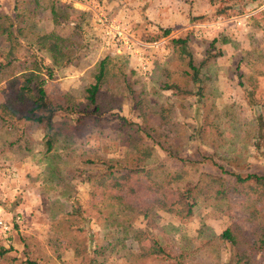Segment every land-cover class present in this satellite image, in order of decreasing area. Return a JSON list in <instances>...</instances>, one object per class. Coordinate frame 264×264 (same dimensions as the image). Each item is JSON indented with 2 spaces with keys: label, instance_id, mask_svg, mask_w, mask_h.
Returning <instances> with one entry per match:
<instances>
[{
  "label": "rangeland",
  "instance_id": "1",
  "mask_svg": "<svg viewBox=\"0 0 264 264\" xmlns=\"http://www.w3.org/2000/svg\"><path fill=\"white\" fill-rule=\"evenodd\" d=\"M53 1L62 13L57 25L49 12L51 0H40L38 8L33 0H0V14L14 16L19 8L29 13L37 30L67 37L74 42L72 63L54 67L46 52L21 38L22 46L15 49L13 66L4 78L23 69L29 63L28 55L35 54L43 67L49 97L57 101L71 92L83 108L86 99L81 92L94 82L98 61L109 56L114 59L109 65L113 64L115 72L118 64L137 72L140 80L133 87L146 90L152 105L177 102L172 91L160 88L164 72L174 64L170 39L187 36L198 58L208 41L217 39L215 49L221 55L208 67L204 95H186L184 106L176 104L174 119L191 135L178 154L181 158L170 157L155 146L156 154L148 166L155 170L156 179L162 173L180 174L168 191L195 184L204 173L221 176L230 185L232 177L218 166L264 176V0ZM105 19L125 28L134 42L130 51L117 52ZM160 27L168 28L169 34L152 41L151 35ZM7 51L8 43L0 36V60L6 59ZM47 68L51 76L46 74ZM4 78L2 95L12 92L11 83ZM116 85L121 84L114 80L109 89ZM118 94L115 105L119 107L112 111L105 110V102L98 112L87 106L73 141L53 150L50 157L43 150L41 126L19 122L31 140V150L26 151L13 143V133L0 124V204L13 224L8 237L0 239V246L6 249L0 264H170L158 257H138L140 245L149 246V241L125 238L120 226L108 227L89 205L84 171L98 167L96 156L130 157L117 124L123 122L121 117L140 123L126 93ZM104 95L102 92L99 100L105 101ZM76 117L77 113L58 111L54 119H66L77 127ZM138 181L139 186L145 183L142 178ZM239 197L230 193L226 201L203 196L189 217L154 209L155 227L150 231L171 251L172 261L227 264L232 247L217 236L232 223L251 226L240 209ZM132 225L147 227L142 216L134 218ZM240 227L235 226L239 235Z\"/></svg>",
  "mask_w": 264,
  "mask_h": 264
},
{
  "label": "trees",
  "instance_id": "2",
  "mask_svg": "<svg viewBox=\"0 0 264 264\" xmlns=\"http://www.w3.org/2000/svg\"><path fill=\"white\" fill-rule=\"evenodd\" d=\"M33 1L34 8H38L40 0ZM49 12L54 25L60 24L62 13L53 0L49 5ZM158 30L151 35L152 41L163 38L170 32L168 28L160 27ZM0 36L8 43V51L4 55L6 59L0 60V82L5 76V71L13 66L12 56L15 49L22 46V39L46 52L54 67L72 63L74 42L54 31L37 30L30 21L29 13L19 8H16L14 16L0 14ZM216 41L217 39L208 41L209 45L203 56L198 58L187 36L180 35L170 39L174 64L164 72L160 88L172 91L178 101L158 105L151 104L146 90L133 87V84L140 80L137 72L133 69L126 71L127 66L120 64L115 66V72L113 64L109 65L114 59L109 56L98 61L93 72L94 82L83 88L81 95L86 99L83 108L81 103L73 99L71 92H65L55 101L49 97L44 87L42 64L35 54H30L26 58L28 65L6 74L4 78L11 83L12 92L5 95L0 93V124L5 126L9 133H13V143H17L20 149L26 151L31 150V140L27 135V128L21 127L19 122L41 126L43 150L50 157L53 150L58 147L66 148L73 141L79 124L86 115L84 112L87 106H92V111L98 112L105 102V110L117 109L119 105H115L116 98L118 93L124 91L140 123L121 117L123 122L117 124L120 141L129 149L130 157L111 159L96 156L98 167L84 171L86 173L83 179L88 182L90 188L89 205L96 212V216L105 221L108 227L120 226L125 238L138 242L148 240L149 246L140 245L138 257L145 260L158 257L170 261V264H184L181 261H172L175 257L171 251L151 233L150 228L155 227L153 210L160 208L182 217H189L193 214V208L199 198L214 195L217 200L223 198L228 201L230 193H234L240 196V209L246 214L245 220L251 223V226L240 227L232 223L217 236L218 239L229 242L232 247L233 254L227 264H264L263 175L225 171L218 166L232 177L233 180L228 182L232 187L231 191L228 190L230 185L225 184V178L209 173L202 174L195 184L186 183L175 191H168L170 183L176 182L180 174L162 173V177L156 179L155 170L148 166V162L156 154L155 146L170 157L181 158L178 154L188 144L191 135L174 119L176 104L184 106L186 95H204V83L209 79L208 67L221 55V51L215 49ZM118 58L123 60L122 57ZM46 74L51 76V70L47 68ZM114 80L121 85L109 89ZM1 89L0 86V91ZM102 92H105V101L99 100ZM58 111L77 113L74 125L78 126L71 125L66 119L55 121L54 117ZM146 140L152 144H148ZM140 178L145 183L139 186ZM115 205L117 208H114ZM110 207L113 210L109 212ZM73 212H77L75 207ZM139 216L146 220V228L133 227L132 220ZM235 226L241 228L240 235L235 232ZM5 251L6 249L0 246V258ZM256 252L260 253L258 257L254 256Z\"/></svg>",
  "mask_w": 264,
  "mask_h": 264
},
{
  "label": "built area",
  "instance_id": "3",
  "mask_svg": "<svg viewBox=\"0 0 264 264\" xmlns=\"http://www.w3.org/2000/svg\"><path fill=\"white\" fill-rule=\"evenodd\" d=\"M106 21V19H105ZM108 22L110 31L108 34L111 35L112 40L114 41L115 48L117 52L120 51H130L133 47V39L126 32L125 28L119 24V22L106 21ZM13 229V224L10 218H8L4 212L2 205L0 204V238L7 237L11 230Z\"/></svg>",
  "mask_w": 264,
  "mask_h": 264
}]
</instances>
